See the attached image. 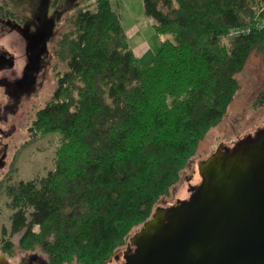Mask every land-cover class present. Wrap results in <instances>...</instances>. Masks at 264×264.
Masks as SVG:
<instances>
[{"label": "trees", "instance_id": "16d2710c", "mask_svg": "<svg viewBox=\"0 0 264 264\" xmlns=\"http://www.w3.org/2000/svg\"><path fill=\"white\" fill-rule=\"evenodd\" d=\"M93 1L57 39L67 70L29 127L27 142L59 135L55 166L7 189L11 234L48 264L115 257L222 121L251 53L264 52V0H144L156 31L174 38L148 63L112 1ZM2 250L13 253L10 239Z\"/></svg>", "mask_w": 264, "mask_h": 264}, {"label": "rangeland", "instance_id": "374dc122", "mask_svg": "<svg viewBox=\"0 0 264 264\" xmlns=\"http://www.w3.org/2000/svg\"><path fill=\"white\" fill-rule=\"evenodd\" d=\"M14 18L0 23V46L14 58V66L0 71V255L9 264H48L41 250L25 251L19 247L22 232L11 234V198L8 187L20 180L44 176L55 166L58 134H48L27 142L29 127L37 110L47 104L57 85V74L67 70V63L55 54L57 39L67 29L68 19L82 7H92L93 0H2ZM122 18L129 42L139 60L148 63L163 40L174 39L154 28L155 20L145 13L144 0H111ZM240 87L224 118L200 142L196 155L182 172L168 197L158 206L189 200L192 189L201 184L198 162L206 159L219 145L234 147L249 134L264 127V52L253 51L244 69L237 74ZM5 231V233H4ZM11 240L13 253L2 246ZM127 245V244H126ZM122 246L106 264H123ZM78 264V263H71Z\"/></svg>", "mask_w": 264, "mask_h": 264}, {"label": "water", "instance_id": "95a60500", "mask_svg": "<svg viewBox=\"0 0 264 264\" xmlns=\"http://www.w3.org/2000/svg\"><path fill=\"white\" fill-rule=\"evenodd\" d=\"M198 171L189 200L157 206L130 236L123 264H264V127L219 145Z\"/></svg>", "mask_w": 264, "mask_h": 264}, {"label": "flooded vegetation", "instance_id": "af4514ba", "mask_svg": "<svg viewBox=\"0 0 264 264\" xmlns=\"http://www.w3.org/2000/svg\"><path fill=\"white\" fill-rule=\"evenodd\" d=\"M14 17H15L14 13L9 10L7 4L4 1L0 0V23L9 24L10 23L9 21L12 20ZM13 66H14V58L5 49V47L0 46V71L6 68H11ZM174 204H176V201L175 203H170L164 206H170ZM127 250H128V245H126V249L123 251V257L125 251ZM115 258L118 260V258H120V255H116Z\"/></svg>", "mask_w": 264, "mask_h": 264}]
</instances>
